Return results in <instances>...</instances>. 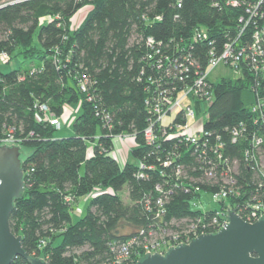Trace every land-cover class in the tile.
Instances as JSON below:
<instances>
[{"label":"trees","instance_id":"1","mask_svg":"<svg viewBox=\"0 0 264 264\" xmlns=\"http://www.w3.org/2000/svg\"><path fill=\"white\" fill-rule=\"evenodd\" d=\"M176 1L0 0V53L7 52L10 61L19 60L13 70L0 69V144L12 129L14 144L28 150L21 165L24 192L14 201L9 226L21 236L22 248L30 258L49 264H99L107 260L110 244L127 240L152 224L157 184L168 198L163 220L198 213L190 206L194 194L182 186L175 188L178 181H174V172L161 174L153 158L166 157L165 152L147 146L141 134L146 126L144 91L150 87L146 77L153 73L148 69V48L141 44L140 36H152L171 47L169 44L187 37L195 25L214 27L217 20L226 23L227 13L231 16L233 11L223 8L222 0H181L180 7ZM84 7L85 15L71 29V18ZM47 16L52 18L50 22L44 20ZM157 16L161 19L153 22ZM211 33H215L214 28ZM54 48L59 49L57 64L52 60ZM204 49L197 47L191 52L201 65L205 63ZM30 66L39 72L19 81V75L27 73ZM78 73L88 75L94 84L91 102L79 91ZM247 77L222 79L213 86L214 101L206 128L220 136L225 145L223 156L238 162L239 178L250 180L244 163L245 139L230 141V130L251 118L248 108L254 94ZM79 101L72 135L63 138H55L59 130L38 121L32 110L36 102L47 103L58 117L64 105ZM103 125L112 128L107 131ZM121 132L136 133V145L131 149L136 163L120 166L112 155L113 141L108 133ZM89 141L92 153L87 158ZM210 141L214 145L216 140L211 137ZM138 161L156 166L144 170L147 178H136ZM179 163L202 174L206 162L193 154ZM200 181L203 183L197 185L203 190L211 189L204 178ZM125 186L128 203L119 196ZM95 187H109L111 193L92 197L85 215L73 222L72 205L64 198L70 195L77 200ZM149 202L151 213L145 211ZM40 240L43 246H39ZM11 264L31 263L15 257Z\"/></svg>","mask_w":264,"mask_h":264},{"label":"built area","instance_id":"2","mask_svg":"<svg viewBox=\"0 0 264 264\" xmlns=\"http://www.w3.org/2000/svg\"><path fill=\"white\" fill-rule=\"evenodd\" d=\"M222 3L223 8L233 11L231 16L227 13L226 23L217 20L214 27L197 24L190 29L187 37H180L179 41L173 42L174 45L169 44L171 47L152 36H140L141 44L148 48L146 59L151 61L148 69L153 73L152 77H146L150 87H145L144 91L146 126L141 134L147 146H153L161 154L165 152L166 157L153 158L161 168V174L170 176L174 172V181H178L175 188L182 186L185 192L194 194L190 206L198 213L192 217L163 220L168 198L163 196V188L157 184L154 186L157 195L152 224L127 240L110 244L109 258L99 264H135L146 253L163 255L168 249L180 243L187 244L200 234L216 233L228 222L227 209L246 222H254L264 215V0H222ZM176 4L180 7L181 0H177ZM72 18L71 29L78 26H73ZM160 19L157 16L152 21ZM44 20L50 22L52 18L47 16ZM143 20L148 21V18L143 17ZM212 28L215 29L214 34L211 33ZM197 47L205 48L204 65L191 53ZM197 57L201 59L200 55ZM58 58L59 49L54 48L52 60L55 64ZM9 62L10 55L1 52L0 66ZM219 65L238 72V77L212 79L211 72ZM27 71L19 75V81H23L27 74L39 72V68L32 66ZM244 74L248 76L247 83L254 94V101L248 108L251 118L248 123L241 122L239 127L230 130V141L233 144L238 139H245L244 163L250 171V180L239 178L238 162L223 156L225 145L220 136L206 128L209 108L214 101L213 86L222 79L236 80ZM141 75H144L143 72ZM75 80L86 101H93L94 84L88 75L78 73ZM80 104V101L77 102L76 109L70 104L64 105L58 117L47 103L36 102L32 110L38 121L60 130L67 123L71 126ZM205 104L207 108L202 110ZM103 127L107 131L112 128L111 125ZM108 134L112 141L118 139L121 147L125 142L131 144L128 153L136 145L135 132ZM211 137L216 140L214 145L211 144ZM14 143L13 131L9 129L1 144ZM120 146L114 150L113 144L112 155L116 160ZM193 154L204 157L206 163L202 174L196 170L188 171L179 163L184 158L190 159ZM137 167L136 178L144 179L147 178L144 170H154L156 166L138 161ZM201 178L211 189L203 190L197 185L203 183ZM102 189L95 187L92 197L111 193ZM203 193L210 194L205 202L201 201ZM64 201L72 205L76 200L68 195ZM201 203L207 207L200 209ZM152 209L150 202L147 203L145 211L151 213ZM40 245H44L43 240H40Z\"/></svg>","mask_w":264,"mask_h":264},{"label":"water","instance_id":"3","mask_svg":"<svg viewBox=\"0 0 264 264\" xmlns=\"http://www.w3.org/2000/svg\"><path fill=\"white\" fill-rule=\"evenodd\" d=\"M27 153L17 145H0V264H11L15 257L31 264H49L30 258L22 248L21 236L9 226L14 201L24 192L21 165ZM227 215V224L218 232L200 234L163 255L146 253L135 264H264V215L254 222L242 220L229 209Z\"/></svg>","mask_w":264,"mask_h":264},{"label":"rangeland","instance_id":"4","mask_svg":"<svg viewBox=\"0 0 264 264\" xmlns=\"http://www.w3.org/2000/svg\"><path fill=\"white\" fill-rule=\"evenodd\" d=\"M87 11V8L84 7L82 8L77 14H75L72 18V24L73 26H76L79 24V22L81 21V19L83 18V16L85 15ZM18 59H14V60H11L9 63L7 64H4V65H1L0 66V69L1 71L3 72H7V71H10V70H13L15 69L19 62ZM32 67V66H30ZM29 67V68H30ZM210 77L212 79H216V78H220V77H223V78H237L238 77V72L232 70V69H229L227 67H225L224 65H219L218 67H216L212 72H211V75ZM73 106V108L76 109V104H70ZM207 108V105H202V110H206ZM72 135V129H71V126L70 124L67 123V125H63L62 126V129L59 130V131H56L54 136L55 138H63V137H68ZM98 136V135H97ZM128 142H125L122 147L120 146V142L118 139H113V144H114V150H117V148L120 146V149L118 151V154L120 157H123L124 154L126 153L127 156H126V160L129 162V163H136L137 161L133 158V156L131 155V152L128 153V148L130 147L131 144H127ZM127 144V145H126ZM1 145V144H0ZM5 145H9V144H5ZM92 143L89 141L87 142V156H89L92 152ZM20 150L22 152H28V150L24 149V148H20ZM26 156V154H25ZM22 157V160L24 159V157ZM80 172L82 173L83 172V167H81L80 169ZM110 190L111 189L109 187H106V188H103L102 190ZM96 190H93L92 192L90 193H87L86 195L84 196H81L79 198H77L76 201L72 202V209H71V219L72 221H77L81 216L85 215L86 211H87V205L91 199V197L94 195ZM119 196L121 198V200L124 202V203H128V196H127V188L126 186L122 189L121 192H119ZM209 196L210 194L208 193H203L202 194V199L201 201L203 200L205 202V200L209 199ZM211 206V204H210ZM209 206V207H210ZM214 206V205H213ZM199 207L200 209H204L206 208L207 206L204 205V204H199Z\"/></svg>","mask_w":264,"mask_h":264},{"label":"crops","instance_id":"5","mask_svg":"<svg viewBox=\"0 0 264 264\" xmlns=\"http://www.w3.org/2000/svg\"><path fill=\"white\" fill-rule=\"evenodd\" d=\"M127 154L125 153L123 157H118L117 162L119 163L120 166H123L124 164L128 163V161L126 160Z\"/></svg>","mask_w":264,"mask_h":264}]
</instances>
